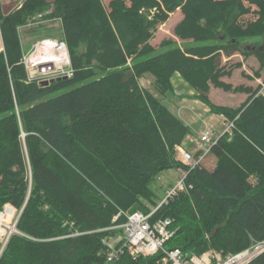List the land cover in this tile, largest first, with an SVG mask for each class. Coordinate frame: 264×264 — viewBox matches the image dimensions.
<instances>
[{
	"label": "trees",
	"instance_id": "16d2710c",
	"mask_svg": "<svg viewBox=\"0 0 264 264\" xmlns=\"http://www.w3.org/2000/svg\"><path fill=\"white\" fill-rule=\"evenodd\" d=\"M177 10L173 34L191 45L164 40L154 49L152 31ZM39 13L59 21L73 70L47 85L29 80L22 61L20 29ZM0 35V210L22 209L0 264H105L102 241L116 232L106 229L125 221L113 218L155 208L150 185L169 169L186 170L190 188L151 217L171 221L165 249L225 257L264 240V96L223 82L232 69L221 62L239 53L264 67V0H23L8 13L0 6ZM254 38L260 46L242 47ZM146 74L162 95L177 74L233 124L210 149L212 171L175 160L189 128L142 89ZM211 87L248 98L218 106ZM161 256L115 264H161ZM250 264H264V254Z\"/></svg>",
	"mask_w": 264,
	"mask_h": 264
},
{
	"label": "rangeland",
	"instance_id": "374dc122",
	"mask_svg": "<svg viewBox=\"0 0 264 264\" xmlns=\"http://www.w3.org/2000/svg\"><path fill=\"white\" fill-rule=\"evenodd\" d=\"M16 0H0L1 5H4L6 3L15 2ZM47 3H51L53 0H45ZM110 0H101L102 4L106 7L108 2ZM16 6L15 4H9L7 6L3 7V11L7 12L10 9H14ZM181 13L179 10L172 13L169 17V19L161 24L158 25L153 31H152V37L149 40V43L154 47V49L159 50L160 49V43L164 40H171L174 42L175 46L179 48H185L189 45H191L190 42H183L177 39L173 34V28L175 24L180 19ZM253 16H246L243 18V22L251 21L253 20ZM20 40H21V46L23 51V63L26 66L28 78L31 81H35L40 83L41 81H51L55 80L54 77H56V72L61 71L60 69L57 70V65H60L58 63V60L61 59V65L63 66L62 69H70L72 72V68L70 66V60H69V54L67 47L62 43V32L60 28V24L58 20H52V19H45L43 14L39 13L37 15H33L30 19L27 20V23L25 26L21 27L20 29ZM261 38H254V39H247L244 40L242 43V47H246L251 45L260 46L262 43ZM63 48L61 50L64 52V55L60 57V59L48 61L50 58L47 59H40V60H34L32 57H36L40 50L44 48H49L48 50L52 49L53 52L58 53L61 51H57L59 48ZM79 51H83V47L81 46ZM240 57V56H239ZM233 58L230 61H222V64H224L226 69H234L235 63H238L239 61H242L244 63V66L247 67V71L251 70V75H246L245 70L235 71V74L233 76L225 79L226 82L231 83L230 85L232 87L237 86H247L252 87V89H259V87L264 84V68L262 69L261 76L258 74L256 76L257 71L252 69L250 65V60H248V57H243L241 55V58ZM243 57V58H242ZM253 57V56H252ZM39 58V57H37ZM242 59V60H241ZM241 63V62H240ZM49 65H51V68H49ZM128 66H130V62H128ZM240 68V67H239ZM238 69V68H237ZM260 70V69H259ZM174 77H176L174 75ZM262 77V78H261ZM256 78L257 80H255ZM261 78V79H260ZM178 79V78H177ZM180 79V77H179ZM174 81V87L171 91L166 92L165 94H159L156 89L153 86V77L150 74H146L142 78L139 79V85L142 87V89L147 90L151 94H153L156 99L165 107H167L174 115H176L180 120L183 122L185 121L189 129L188 137L196 138L198 135L197 133L199 131H203L204 128L210 127L215 134L221 135L224 132V124L223 120L220 117H211V119H208L210 117V113L206 110L207 107L203 106H191V107H184L181 103V99H184L183 97L188 96L192 98L193 100L195 98V93H193L192 96V89L183 81L182 84H178L176 79ZM241 83V84H239ZM258 83V84H257ZM213 95L210 98L211 103L216 104H222L218 98L221 97H229L230 94H238L233 92H224L223 90L213 88ZM224 94V95H223ZM231 97V96H230ZM229 99V98H228ZM221 100V99H220ZM215 101V102H214ZM215 104V105H216ZM218 105V106H219ZM204 109L207 112H204ZM184 122V123H185ZM185 123V124H186ZM192 124L194 127H192ZM185 147L187 149H193L192 144L188 143L187 137L183 141ZM216 158L213 154L210 152L205 156L202 165L206 166V170H213L214 165L216 162ZM214 166V167H213ZM181 174V171L178 169H169L166 171H163L156 180L150 185L151 190L156 195V200L161 201L169 188H171L176 181L178 180L179 176ZM6 205V204H5ZM11 205V204H9ZM12 206V205H11ZM15 210L20 212L21 209H17L14 206H12ZM3 210H0V212ZM122 223H116L115 225H121ZM17 229V227H16ZM18 230V229H17ZM115 232L113 237H109L108 239L110 241H118L119 238L122 237V231L119 228L113 229ZM19 235V233L12 234ZM10 237V238H11ZM1 240V239H0ZM6 247V246H5ZM5 249V248H4ZM4 251V250H3ZM161 263V259H160Z\"/></svg>",
	"mask_w": 264,
	"mask_h": 264
},
{
	"label": "built area",
	"instance_id": "2783aa9c",
	"mask_svg": "<svg viewBox=\"0 0 264 264\" xmlns=\"http://www.w3.org/2000/svg\"><path fill=\"white\" fill-rule=\"evenodd\" d=\"M2 50L3 46L0 35V52ZM55 66H57V70H61L56 72L55 79L72 77L73 72L70 69H62L63 66L61 64H56ZM258 95L264 96V84L258 89L256 96ZM232 128L233 124L228 122L224 126L223 133H230ZM218 136L210 127L204 128L196 138L187 136V141L192 144L193 149H187L184 143L176 146L175 160L188 170L200 167L205 156L217 141ZM179 170L181 174L176 183L168 189L165 197L149 213L144 214L140 211L124 213L120 211L113 218L114 223L120 216L125 221L120 226H112L106 229L113 230L119 228L122 231V237L118 241H110L109 239L102 241L107 248L105 264H115L123 255L137 259L139 257L154 256L157 253L162 254L161 264H250L264 254V240L253 241L246 249L225 257L213 250L195 255L193 253H185L180 249H165V242L173 235V231L170 230L171 221L166 219L151 222L150 220L162 204H166L180 192H184L187 188H190L185 184L187 171ZM21 211L22 209L18 212L11 205L6 204L0 212V256L11 235L19 233L16 227Z\"/></svg>",
	"mask_w": 264,
	"mask_h": 264
},
{
	"label": "crops",
	"instance_id": "0c3cea01",
	"mask_svg": "<svg viewBox=\"0 0 264 264\" xmlns=\"http://www.w3.org/2000/svg\"><path fill=\"white\" fill-rule=\"evenodd\" d=\"M22 1L23 0H16L15 2H10V3H6V4H4V5H1V2H0V6H1V8H2V10H3V7L4 6H7V5H9V4H15L16 6H14L15 8L14 9H10L9 11H7V12H4V13H8V12H11V11H14V10H16L17 8H19L20 6H21V3H22ZM181 15H180V19L178 20V22L181 20ZM177 22V23H178ZM176 23V24H177ZM175 24V25H176ZM240 56V57H239ZM237 57H239V58H241V55L239 54V53H236V54H233V55H230V56H222V61L224 60V61H230V60H232L233 58H237ZM243 58V57H242ZM248 60H250L249 62H250V67L252 68V69H254L255 71H257L258 72V74L261 76V74H262V69L264 68H261L260 70H259V63H258V61L254 58V57H252V56H249L248 58H247ZM242 60V59H241ZM241 62V63H240ZM237 64H240V66H235V68L231 71V75L229 76V77H231V76H233V74H235V71H237V70H239L240 69V71H244L245 70V72H246V75L248 74V76H250L251 74V70H250V73H249V71H247V67H245L244 66V63H242V61H239L238 63H235V65H237ZM240 67V68H239ZM238 68V69H237ZM176 77H172V79H171V83H172V87H174L175 85V83H174V79H176V81H177V83L178 84H182V79L180 78L179 79V76L176 74L175 75ZM229 77H224V78H222V81L223 82H225V83H228V82H226V80L225 79H227V78H229ZM178 78V79H177ZM262 78V77H261ZM260 78V79H261ZM255 80H257L256 78H254ZM257 81H259V80H257ZM228 84H231V83H228ZM239 84H241V83H239ZM258 84V83H257ZM232 85V84H231ZM245 87H247V86H245ZM234 88V87H233ZM250 88H252V87H250ZM260 88V87H259ZM213 87H211L210 88V90H209V94H208V97H212V95H213ZM254 90V89H253ZM193 93H194V91H192V94L190 95V96H192L193 95ZM224 95V94H223ZM231 96V97H230ZM230 96L229 97H221L220 99L218 98L217 100H219L222 104H216V102L214 103V104H216V105H219V106H226V107H229V108H232V109H236V108H238V107H240L246 100H247V98H248V94H245V93H238V94H230ZM184 99H181V103H182V105L184 106V107H191V106H203V107H206L204 104H202L201 102H199L197 99H192V98H190V97H188V96H185V97H183ZM229 98V99H228ZM209 100H210V98H209ZM208 112H209V110L208 109H206ZM205 109H204V112H207ZM210 113V112H209ZM211 117L213 118V117H220L222 120H223V124H224V126H225V124H227L228 122L225 120V118L223 117V116H220V115H214V114H211L210 113V117L208 118V119H211ZM182 121V120H181ZM183 122V121H182ZM185 122V121H184ZM183 122V123H184ZM186 123V122H185ZM184 123V124H185ZM189 129H190V127L188 126V124L186 123L185 124ZM223 126V127H224ZM192 127H194V125L192 124ZM202 131V130H201ZM201 131H199L198 133H197V135L199 134V133H201ZM215 133V132H214ZM216 135H218V134H216ZM215 165H216V162H215ZM214 165V166H215ZM201 166L203 167V168H205L206 169V166H204V165H202L201 164ZM213 166V167H214ZM209 171H211V170H209Z\"/></svg>",
	"mask_w": 264,
	"mask_h": 264
},
{
	"label": "bare ground",
	"instance_id": "6f19581e",
	"mask_svg": "<svg viewBox=\"0 0 264 264\" xmlns=\"http://www.w3.org/2000/svg\"><path fill=\"white\" fill-rule=\"evenodd\" d=\"M48 49L49 48H44V49L40 50V53L36 57H32V59H34V60H40V59L50 58V60H48V61H53V60L60 59V57L64 55V52L61 51V50H63L62 47L58 49V51H61V52H58V53H55L56 51L53 52L52 49H50V50H48ZM37 57H39V58H37ZM61 59H60V61L58 60V63L59 64H61L60 63L61 62ZM63 78H65V77H63ZM114 226H117V225H114Z\"/></svg>",
	"mask_w": 264,
	"mask_h": 264
},
{
	"label": "water",
	"instance_id": "95a60500",
	"mask_svg": "<svg viewBox=\"0 0 264 264\" xmlns=\"http://www.w3.org/2000/svg\"><path fill=\"white\" fill-rule=\"evenodd\" d=\"M49 68H51V65H49ZM60 79H65V78H58V79L51 80V81H44V82H42L41 84L47 85L48 83H52V82H54V81H59Z\"/></svg>",
	"mask_w": 264,
	"mask_h": 264
}]
</instances>
